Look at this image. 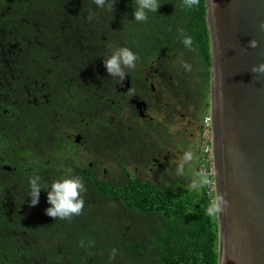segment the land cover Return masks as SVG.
<instances>
[{
	"label": "trees",
	"instance_id": "1",
	"mask_svg": "<svg viewBox=\"0 0 264 264\" xmlns=\"http://www.w3.org/2000/svg\"><path fill=\"white\" fill-rule=\"evenodd\" d=\"M159 3L147 22L136 23L135 0H116L113 12L93 0H0V58L3 46V62L14 68L11 56L18 55L20 70L29 72L0 76V264H217L216 218L208 212L214 193L209 183L190 187L197 169L208 165L201 140L183 177L153 184L128 171L155 165L152 135L103 119L108 109L117 112L121 96L119 77L107 73L104 58L129 47L139 57L134 69H124L130 84L154 71L179 106H204L201 133L210 85L205 0L191 10L182 0ZM178 29L193 37L195 52L181 43ZM73 125L87 138V166L64 158L62 131ZM101 162L117 165L125 180L100 181L94 166ZM68 169L84 182V206L61 220L47 215L50 187L32 205L28 181L39 176L50 186ZM113 248L118 253L110 259Z\"/></svg>",
	"mask_w": 264,
	"mask_h": 264
},
{
	"label": "water",
	"instance_id": "2",
	"mask_svg": "<svg viewBox=\"0 0 264 264\" xmlns=\"http://www.w3.org/2000/svg\"><path fill=\"white\" fill-rule=\"evenodd\" d=\"M205 7L217 264H264V0Z\"/></svg>",
	"mask_w": 264,
	"mask_h": 264
},
{
	"label": "rangeland",
	"instance_id": "3",
	"mask_svg": "<svg viewBox=\"0 0 264 264\" xmlns=\"http://www.w3.org/2000/svg\"><path fill=\"white\" fill-rule=\"evenodd\" d=\"M144 73L149 80L148 85L151 84L154 88V94L157 97L156 103H153L146 110L140 106L137 107L129 101L134 96L133 90L126 89V92L119 97L120 101H124L123 105L118 106L115 101L118 113L108 109L103 119H106L104 122L110 120H115L113 123L119 122L124 127L123 131H128V133L139 129L148 130L156 144L154 152L157 153L153 154L155 165L153 163L139 167H136L138 165H130L128 171L136 179L158 184L176 175V168L182 162L185 150H194L197 155L199 139L201 140L200 158H210L212 155L211 135L203 133L202 136L203 123L201 124V133L199 131L200 119L205 116L204 106H193L192 104L187 107L179 106L176 100L171 99L168 89L161 82L160 76L155 75L152 70L151 72L145 70ZM121 81H124V79ZM125 99L128 101H125ZM125 102H129L130 106L125 105ZM137 112H141L145 118L141 119ZM77 155V159L82 165L91 164L92 158L89 153L83 151L82 147L78 148ZM190 165L192 163L185 164V166ZM94 167L100 181L112 182L119 178L125 180V175L117 165L101 162V164ZM197 170L198 172L202 171L201 168ZM211 216L216 218V212L212 213Z\"/></svg>",
	"mask_w": 264,
	"mask_h": 264
},
{
	"label": "clouds",
	"instance_id": "4",
	"mask_svg": "<svg viewBox=\"0 0 264 264\" xmlns=\"http://www.w3.org/2000/svg\"><path fill=\"white\" fill-rule=\"evenodd\" d=\"M96 8L104 9L113 12L116 0H93ZM200 5V0H182V7L185 10L195 9ZM215 6V5H214ZM161 7L159 0H135V7L132 11L133 20L131 22L141 23L147 22L149 14H156ZM95 12L89 11L87 19L89 22L94 18ZM130 22V23H131ZM261 30H264V23L259 25ZM178 35L181 43L186 49L195 52L193 47L194 41L191 35L185 33L183 29H178ZM250 47H256V42L251 41ZM139 60L138 55L129 47H120L115 49L111 55L104 58V66L107 73L113 78L119 77L121 80L125 77L123 69H134ZM187 67V66H186ZM255 73H264V64L253 68ZM197 159L196 153L189 149L183 153L182 162L176 168V176L183 177L185 175V164H191ZM74 177V178H73ZM208 178L204 171L195 173V177L191 180L190 187L197 189L207 185ZM50 187L47 192L48 203L52 205L47 209V215L58 217L59 219H67L72 215H79L83 206V193L86 191L84 182L79 176H74L71 170L65 171L59 179L53 180L50 186H45L39 176H33L28 181V194L31 196V204L35 205L38 202L39 194L43 188ZM219 209L215 204L208 208L209 214H212ZM84 242L81 241V247ZM91 247V243H89ZM118 249L113 248L110 252V259H115Z\"/></svg>",
	"mask_w": 264,
	"mask_h": 264
},
{
	"label": "flooded vegetation",
	"instance_id": "5",
	"mask_svg": "<svg viewBox=\"0 0 264 264\" xmlns=\"http://www.w3.org/2000/svg\"><path fill=\"white\" fill-rule=\"evenodd\" d=\"M7 1H9V0H6V2ZM1 10H3V9H1ZM3 41H4V39L0 38V45H1V42H3ZM3 48L4 47L2 46L1 49L3 50ZM2 50H1V55L3 56ZM2 56L0 58V76H2L3 74L8 76V77H4V78H6V80H12V79H14V77H18V76L23 75V74H29V72H25V71L20 70L22 64L19 61L18 55L11 56V57L15 58L14 61H11V64L14 66V68H12L10 66V63L8 61L3 62ZM70 78H68V80H70ZM117 79H118V82L120 84H122V86L117 88L116 94L122 95L126 92V89L133 90L132 92L134 93V96L131 97V99H129L131 104H135V105H137V107L140 106V107H142V109L146 110L153 103H156L157 97L154 94L155 91H154L153 86L151 84L148 85V83H149L148 78L144 81L145 83L143 81H140L136 84H130L131 78L129 77V75H125L124 81H121L120 78H117ZM145 84L149 86L147 92H150L147 97L143 96V91H145L147 89V86ZM149 98H152V101L147 100ZM123 103H124V101H120V102H119V100L117 101L118 106L123 105ZM109 104L111 105V108H112V106L114 105V102L112 101ZM137 113L141 119L145 118L144 116H142L141 112H137ZM81 123L84 126H87V122H86L85 118L81 120ZM63 124H65V123H63ZM139 131H142V129H139ZM62 132H63L64 141L66 144L64 146V158L69 159V160H71L73 158L74 159L78 158L77 150L79 147H82V149L85 153H89V149L86 146L87 138H86V136L83 135L81 129H78V127L73 125V126H67L66 128H64V130ZM62 148H63V146H62ZM136 167H139V166H136Z\"/></svg>",
	"mask_w": 264,
	"mask_h": 264
},
{
	"label": "built area",
	"instance_id": "6",
	"mask_svg": "<svg viewBox=\"0 0 264 264\" xmlns=\"http://www.w3.org/2000/svg\"><path fill=\"white\" fill-rule=\"evenodd\" d=\"M203 130H204V132H203ZM203 133L207 134V135H211V119H210L209 116L206 117L203 120L202 136H203ZM205 160H206L208 165H207V167H206V169L204 171H206V174L209 175V177H210V179H209L210 181L208 183H209V186L211 188V191L213 192V188H214V177H213L214 169H213V165H212V155L210 156V158H206L205 157Z\"/></svg>",
	"mask_w": 264,
	"mask_h": 264
}]
</instances>
